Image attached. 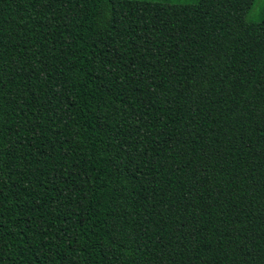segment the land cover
Segmentation results:
<instances>
[{
    "label": "trees",
    "instance_id": "trees-1",
    "mask_svg": "<svg viewBox=\"0 0 264 264\" xmlns=\"http://www.w3.org/2000/svg\"><path fill=\"white\" fill-rule=\"evenodd\" d=\"M254 0H0V264H264Z\"/></svg>",
    "mask_w": 264,
    "mask_h": 264
},
{
    "label": "rangeland",
    "instance_id": "rangeland-1",
    "mask_svg": "<svg viewBox=\"0 0 264 264\" xmlns=\"http://www.w3.org/2000/svg\"><path fill=\"white\" fill-rule=\"evenodd\" d=\"M178 0H170V2H176ZM182 2V0H179ZM249 21H261L264 20V0H254L251 5L250 11L247 15Z\"/></svg>",
    "mask_w": 264,
    "mask_h": 264
}]
</instances>
